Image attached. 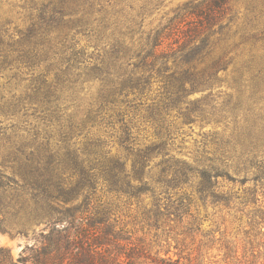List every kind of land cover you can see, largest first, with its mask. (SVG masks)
Here are the masks:
<instances>
[{
  "label": "trees",
  "instance_id": "16d2710c",
  "mask_svg": "<svg viewBox=\"0 0 264 264\" xmlns=\"http://www.w3.org/2000/svg\"><path fill=\"white\" fill-rule=\"evenodd\" d=\"M167 1L0 0V180L44 224L29 264H183L150 232L218 241L200 207L264 225V0Z\"/></svg>",
  "mask_w": 264,
  "mask_h": 264
},
{
  "label": "rangeland",
  "instance_id": "374dc122",
  "mask_svg": "<svg viewBox=\"0 0 264 264\" xmlns=\"http://www.w3.org/2000/svg\"><path fill=\"white\" fill-rule=\"evenodd\" d=\"M186 1L188 0H168L166 9L174 8ZM219 90L224 92L226 87L223 85ZM191 129V137H187L186 143L182 146L184 152H191L193 139L198 138L200 131L211 129V125L201 126L199 123H194ZM218 182L220 190L241 193L240 185L237 183L222 178ZM199 211L200 217L206 216L201 229L214 230L215 240L219 239L218 241L203 246L202 237L198 235L194 238H186L184 241L179 240L176 245L172 239L166 241L161 236L153 238L154 231H151L149 238L151 241L155 240L150 246L152 252L159 251L161 256L168 252V256L173 259L179 258L183 264H238L237 261L242 260L245 255L242 241L252 240L251 248L247 246L249 250L247 248L246 257L256 264H264V225L260 226L256 233L250 229L246 215L239 220L234 218L236 213L233 209L228 214L222 209L219 211L211 206L206 210L200 207ZM27 215L28 194L12 182L0 180V264H29L27 259L30 249L40 246L39 233L43 230L44 224L28 226ZM143 232L145 230L139 232V236H142ZM244 232L248 234L245 235ZM235 247H237L236 257L233 253ZM226 248L231 249L229 256L225 255L228 252Z\"/></svg>",
  "mask_w": 264,
  "mask_h": 264
}]
</instances>
